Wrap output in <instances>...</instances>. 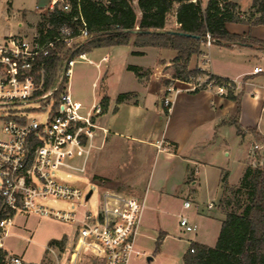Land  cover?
Returning <instances> with one entry per match:
<instances>
[{
  "label": "crops",
  "instance_id": "1",
  "mask_svg": "<svg viewBox=\"0 0 264 264\" xmlns=\"http://www.w3.org/2000/svg\"><path fill=\"white\" fill-rule=\"evenodd\" d=\"M134 1V12L139 18ZM207 1L200 0L202 8ZM229 1L237 6L240 18L246 20L244 14L248 12L252 0L245 5L240 0ZM10 3L11 0H1L0 17L4 15V5ZM172 16V30L167 29L166 24V31L178 28ZM225 28L230 35L264 42V26L228 23ZM132 42L127 46L84 53L87 60V55L104 51L95 65L98 75L91 84L94 90L89 106L84 108L100 104L102 99L107 100L106 112L95 118L96 125L105 133L97 132L93 147L98 139L103 144L109 136H114L136 146L141 151V163L146 150L154 153L163 178L155 180V199L151 202H157L158 208H163L164 204L180 201V212L177 214L179 235H186L179 226L180 218H185L183 213L188 215L189 219H185L189 225L195 228V237L187 238L188 244L213 247L224 220V213L218 206L222 196V178L230 188L238 185L255 143L253 134H264V50L212 44L208 50L202 46L201 53L191 57L187 64V70L201 68L215 78L234 82L232 95L239 98L237 109L233 100L206 90L187 92L183 82L173 76L170 79V67L176 56L174 51L134 46ZM107 58L110 64L100 76V63ZM128 66L140 69L137 76L127 70ZM255 68H260L261 72L254 74ZM169 79L168 85L180 91L172 96L171 108L166 112L161 106V99L164 87L168 86L163 83ZM98 83L101 85L97 90ZM109 84L116 88L112 94L109 93ZM120 94H128L129 97L117 104L116 98ZM235 118L239 133L233 123ZM153 182L151 180V186ZM139 199L144 204L145 195L139 194ZM184 202H189L188 209L183 208Z\"/></svg>",
  "mask_w": 264,
  "mask_h": 264
},
{
  "label": "built area",
  "instance_id": "2",
  "mask_svg": "<svg viewBox=\"0 0 264 264\" xmlns=\"http://www.w3.org/2000/svg\"><path fill=\"white\" fill-rule=\"evenodd\" d=\"M59 3L63 11L69 10L65 0H51L44 10L36 7L35 11L43 16ZM80 21L77 32L83 41L87 31ZM72 33L70 27L62 26L58 34L47 41L38 34L29 41L10 35L0 41V249L4 250L3 242L11 235L13 218L17 214L33 215L72 226L80 239L98 246L103 264H131L133 259L145 256L135 249L143 202L126 200L113 215L96 203V213L93 214L86 208L90 199L86 200L88 192L57 175L65 173L68 180L82 177L97 132L105 133L95 123L100 105L84 109L72 100L69 93L72 68L77 61H85V54L65 60L44 90L43 60L50 56L58 43L72 49L75 45ZM212 44L207 34L203 49L208 50ZM37 63L38 69H35ZM196 70L200 74L189 77L184 83L187 92L206 90L226 97L230 89L233 91L234 82L215 78L201 68ZM260 72V68L253 70L254 74ZM35 73H38L37 78ZM179 91L173 85L164 87L161 106L166 112L171 108L172 96ZM34 103L42 105L39 119H28L25 114L15 113L5 116L1 112L2 107ZM261 138L264 142V134ZM263 155L264 143H254L249 158ZM75 159H82L80 167L70 164ZM57 202L69 206L65 210L48 206ZM183 208L188 209L189 202H184ZM179 226L185 233L195 231L185 218H180ZM5 264H21V261L7 255Z\"/></svg>",
  "mask_w": 264,
  "mask_h": 264
},
{
  "label": "trees",
  "instance_id": "3",
  "mask_svg": "<svg viewBox=\"0 0 264 264\" xmlns=\"http://www.w3.org/2000/svg\"><path fill=\"white\" fill-rule=\"evenodd\" d=\"M68 11L57 4L54 10L43 15L37 24V33L43 41L51 40L62 26L73 30L76 43L72 49L56 44L50 56L43 60L45 87L51 77L68 58L94 49L127 46L133 40L134 46L166 49L175 52L172 61L173 77L187 82L189 77L200 73L187 70L191 57L201 53L205 36L213 44L223 46L240 45L264 50V42H258L230 35L226 24L238 23L249 26H264V0H252L246 18H240L237 6L229 0H208L205 8L200 0H137L140 13L137 18L132 0H65ZM173 14L178 28L166 31L167 18ZM85 24L87 37L81 40L78 29L81 21ZM179 33L183 35H178ZM38 69V63L35 65ZM128 71L137 76L139 68L128 66ZM37 74L35 76L37 78ZM165 86L167 82L163 83ZM129 97L120 94L116 103ZM226 98L236 102L239 98L228 91ZM100 114L107 109V100L100 102ZM238 115V110H237ZM236 125V118L233 121ZM237 132L240 129L237 127ZM254 142L264 143L261 136L253 134ZM256 163V165H254ZM218 206L224 213V220L213 247L191 243L182 257L183 264H264V155L249 158L238 185L230 188L222 178V196ZM2 208L0 206V212ZM7 252L0 249V264H5Z\"/></svg>",
  "mask_w": 264,
  "mask_h": 264
},
{
  "label": "rangeland",
  "instance_id": "4",
  "mask_svg": "<svg viewBox=\"0 0 264 264\" xmlns=\"http://www.w3.org/2000/svg\"><path fill=\"white\" fill-rule=\"evenodd\" d=\"M49 1L11 0L10 4L4 5V15L0 17V41L9 35L20 36L29 41L38 34L36 27L42 15L38 14L35 8L42 11L48 6ZM240 1L242 5L251 2V0ZM171 17L172 14L167 18V29L170 30H172ZM102 54L104 51L87 55V60L77 61L72 68L69 93L72 100L82 108L89 106L94 90L91 84L98 75L95 65ZM109 64V58L100 63V76L104 75ZM170 69L171 79L173 66ZM170 79L165 81L167 85ZM100 83L97 85V90L100 88ZM108 87L110 94L116 90L113 84H109ZM41 107L40 103L14 105L2 107L1 112L5 116L15 113L25 114L28 119H39ZM94 145L82 177H72L68 180L65 178V173L57 175L68 183L76 184L86 193L92 191L86 208L93 214L96 213L94 208L96 203H99L100 208L108 214L113 215L121 209L126 200L140 201L139 194L145 195L147 201H144L145 208L139 223V233L135 239V249L145 256L133 259L131 264H182V257L189 248L187 238L193 239L195 235L194 233H186L184 237L179 235L177 214L180 212V201L164 204L165 208H158L157 202H151L155 199L153 193L155 180L163 178L162 171L159 172V166L156 165L154 153L146 150L142 155L145 159L141 163L139 162L141 151L132 143L121 141L117 137L109 136L103 144L98 139ZM70 164L80 167L82 159L72 160ZM151 180L154 181L152 186ZM160 205L163 206L162 203ZM48 206L55 210H65L69 205L57 202L49 203ZM191 211L192 209L188 212ZM181 214L188 218V215ZM3 244L7 255L19 258L21 264H103L104 261L98 246L91 241L80 239L72 226L33 215L17 214L13 218L11 236L5 239ZM148 258L150 261L147 260Z\"/></svg>",
  "mask_w": 264,
  "mask_h": 264
},
{
  "label": "water",
  "instance_id": "5",
  "mask_svg": "<svg viewBox=\"0 0 264 264\" xmlns=\"http://www.w3.org/2000/svg\"><path fill=\"white\" fill-rule=\"evenodd\" d=\"M178 35H183V34L179 33ZM91 195H92V191H89L86 196V200L89 199ZM147 260L150 261V258H148Z\"/></svg>",
  "mask_w": 264,
  "mask_h": 264
}]
</instances>
